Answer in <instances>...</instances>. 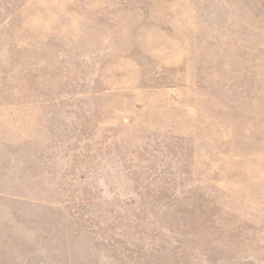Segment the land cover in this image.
<instances>
[{
	"label": "rangeland",
	"instance_id": "374dc122",
	"mask_svg": "<svg viewBox=\"0 0 264 264\" xmlns=\"http://www.w3.org/2000/svg\"><path fill=\"white\" fill-rule=\"evenodd\" d=\"M0 264H264V0H0Z\"/></svg>",
	"mask_w": 264,
	"mask_h": 264
}]
</instances>
